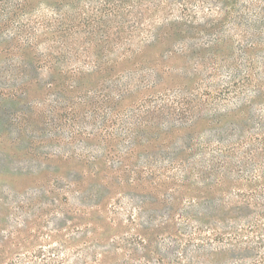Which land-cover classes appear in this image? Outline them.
<instances>
[{"label":"rangeland","instance_id":"1","mask_svg":"<svg viewBox=\"0 0 264 264\" xmlns=\"http://www.w3.org/2000/svg\"><path fill=\"white\" fill-rule=\"evenodd\" d=\"M2 249L259 262L264 0H0Z\"/></svg>","mask_w":264,"mask_h":264},{"label":"trees","instance_id":"2","mask_svg":"<svg viewBox=\"0 0 264 264\" xmlns=\"http://www.w3.org/2000/svg\"><path fill=\"white\" fill-rule=\"evenodd\" d=\"M211 216V215H210ZM226 221H223V223H225ZM258 221L256 220L255 221V219L253 220H251V222L249 223V227H248V230H251V231H257V229H258ZM224 226H227L226 224L224 225ZM228 227V226H227ZM227 227H224V228H227ZM213 230H217V229H213ZM216 236H218L220 239H221V241H223L222 239H224V236L222 235V233H220V232H217L216 231ZM232 236H234L235 238L238 236V233H231V237ZM8 255V253H6V251L4 250V249H2L1 251H0V260L1 259H4L5 258V256H7ZM240 258V260L238 261L239 263H237V264H246V263H244V256L242 255L241 257H239ZM258 261L259 262H257V263H254V264H264V256H262V257H260L259 259H258Z\"/></svg>","mask_w":264,"mask_h":264}]
</instances>
